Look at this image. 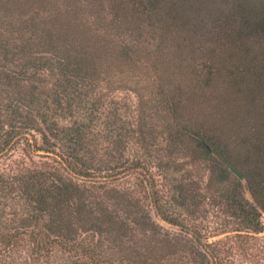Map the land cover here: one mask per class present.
<instances>
[{"label":"trees","instance_id":"trees-1","mask_svg":"<svg viewBox=\"0 0 264 264\" xmlns=\"http://www.w3.org/2000/svg\"><path fill=\"white\" fill-rule=\"evenodd\" d=\"M263 234L264 0H0V264H256Z\"/></svg>","mask_w":264,"mask_h":264},{"label":"water","instance_id":"water-1","mask_svg":"<svg viewBox=\"0 0 264 264\" xmlns=\"http://www.w3.org/2000/svg\"><path fill=\"white\" fill-rule=\"evenodd\" d=\"M229 171L234 175L236 176L240 181H244V177L242 175V173L236 169L235 167L233 166H229Z\"/></svg>","mask_w":264,"mask_h":264},{"label":"rangeland","instance_id":"rangeland-1","mask_svg":"<svg viewBox=\"0 0 264 264\" xmlns=\"http://www.w3.org/2000/svg\"><path fill=\"white\" fill-rule=\"evenodd\" d=\"M130 99L132 100V102L134 103V97L133 96H130ZM215 213H216V211H215ZM264 235V234H263ZM263 235H260V236H263ZM217 239V238H216ZM216 239H213V240H216ZM262 251H261V253H260V257H262L263 259H264V255H262ZM255 263V262H254ZM256 264H264V261H262V260H258V263L256 262Z\"/></svg>","mask_w":264,"mask_h":264}]
</instances>
